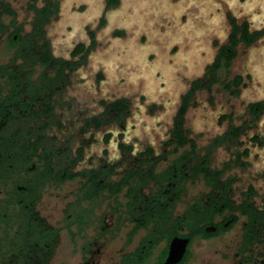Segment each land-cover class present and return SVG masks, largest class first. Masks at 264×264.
<instances>
[{
    "label": "flooded vegetation",
    "instance_id": "obj_1",
    "mask_svg": "<svg viewBox=\"0 0 264 264\" xmlns=\"http://www.w3.org/2000/svg\"><path fill=\"white\" fill-rule=\"evenodd\" d=\"M32 2L26 24L0 0V264H264V104L195 133L199 92H240L208 89L209 65L166 128L141 134L126 97L82 100L90 46L58 54V0Z\"/></svg>",
    "mask_w": 264,
    "mask_h": 264
},
{
    "label": "rangeland",
    "instance_id": "obj_2",
    "mask_svg": "<svg viewBox=\"0 0 264 264\" xmlns=\"http://www.w3.org/2000/svg\"><path fill=\"white\" fill-rule=\"evenodd\" d=\"M7 1L16 10L17 19L28 24L32 15L26 7L32 0ZM58 3L57 16L45 31L52 48L62 56L73 44L90 46L80 74L86 79L83 85L90 87L82 100L92 110L96 108L94 101L100 97L123 96L130 102L129 116L145 121L139 125L141 134H147L142 130L145 127L165 129L181 94L192 81L204 76L219 47L227 43L230 17L238 25L247 24L251 33H261L251 46L239 45L228 74H219L226 81L240 77V92L231 97L220 86H214L211 103L206 92H199L195 106L187 112V126L197 134L209 135L221 129L216 121L219 113H233L239 119L248 103L264 104V0H116V4L111 0H58ZM98 71L102 72L103 83L93 88ZM154 119L160 125H154L151 122ZM258 123L264 129L262 121Z\"/></svg>",
    "mask_w": 264,
    "mask_h": 264
},
{
    "label": "trees",
    "instance_id": "obj_3",
    "mask_svg": "<svg viewBox=\"0 0 264 264\" xmlns=\"http://www.w3.org/2000/svg\"><path fill=\"white\" fill-rule=\"evenodd\" d=\"M111 3L116 4V0H111ZM6 12L11 15L13 14V11L9 8L6 9ZM229 22L231 31L228 36L227 43L219 47L213 64L208 67L209 86H207V88L209 89L212 84L222 83L225 84V90H228L232 95H235L239 92V90L232 89L231 82L225 83L226 79H220L219 74L222 72L228 74L229 67L238 54L239 45H243L245 47L251 46L261 36V33H251L247 24L238 25L236 20L231 17L229 18ZM232 82L233 87L237 88L241 83V79L239 77H236ZM122 106L123 109L126 110L127 105L125 101H123ZM186 106L187 105H184L182 107V109L180 110V114L184 113ZM250 110L252 116H259L262 113L263 105L262 103L251 105Z\"/></svg>",
    "mask_w": 264,
    "mask_h": 264
}]
</instances>
